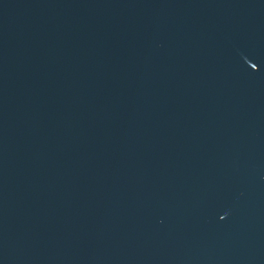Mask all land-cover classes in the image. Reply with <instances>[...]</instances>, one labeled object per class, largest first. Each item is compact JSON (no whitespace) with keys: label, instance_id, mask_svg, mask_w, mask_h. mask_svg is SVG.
<instances>
[{"label":"water","instance_id":"water-1","mask_svg":"<svg viewBox=\"0 0 264 264\" xmlns=\"http://www.w3.org/2000/svg\"><path fill=\"white\" fill-rule=\"evenodd\" d=\"M0 264H264V0H0Z\"/></svg>","mask_w":264,"mask_h":264}]
</instances>
